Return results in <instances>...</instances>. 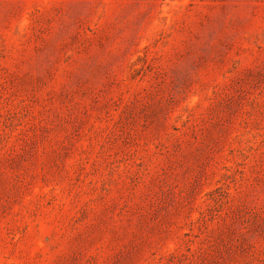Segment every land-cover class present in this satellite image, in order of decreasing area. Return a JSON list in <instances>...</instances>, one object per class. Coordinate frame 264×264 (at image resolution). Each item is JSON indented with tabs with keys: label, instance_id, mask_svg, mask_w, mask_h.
Masks as SVG:
<instances>
[{
	"label": "rangeland",
	"instance_id": "374dc122",
	"mask_svg": "<svg viewBox=\"0 0 264 264\" xmlns=\"http://www.w3.org/2000/svg\"><path fill=\"white\" fill-rule=\"evenodd\" d=\"M0 264H264V0H0Z\"/></svg>",
	"mask_w": 264,
	"mask_h": 264
}]
</instances>
